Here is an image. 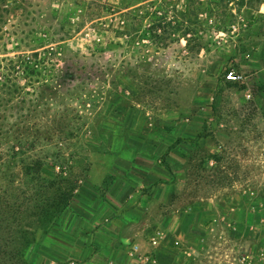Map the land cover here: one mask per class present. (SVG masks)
<instances>
[{
    "label": "rangeland",
    "instance_id": "rangeland-1",
    "mask_svg": "<svg viewBox=\"0 0 264 264\" xmlns=\"http://www.w3.org/2000/svg\"><path fill=\"white\" fill-rule=\"evenodd\" d=\"M33 51L7 86L59 90L40 104L4 83ZM53 118L52 141L21 127ZM1 160L0 264H89L92 232L157 211L189 215L194 258L261 255L264 0H0Z\"/></svg>",
    "mask_w": 264,
    "mask_h": 264
},
{
    "label": "crops",
    "instance_id": "crops-1",
    "mask_svg": "<svg viewBox=\"0 0 264 264\" xmlns=\"http://www.w3.org/2000/svg\"><path fill=\"white\" fill-rule=\"evenodd\" d=\"M249 94L247 97L251 98L252 94ZM146 217L140 223L131 218L121 221L119 225L115 222L112 226L101 228L95 234L92 232L93 244L91 248H86L89 264H239L238 261L221 258L197 259L194 254H201L207 248L191 242H182L180 245L177 240L184 237L180 230L187 229L186 226L190 224L186 213L164 216L161 211H157ZM152 219L154 223L157 222L154 228L151 227ZM130 225L134 226L132 237L128 236ZM196 232L201 233L202 230ZM129 245H137L138 252L129 254L126 251Z\"/></svg>",
    "mask_w": 264,
    "mask_h": 264
},
{
    "label": "trees",
    "instance_id": "trees-1",
    "mask_svg": "<svg viewBox=\"0 0 264 264\" xmlns=\"http://www.w3.org/2000/svg\"><path fill=\"white\" fill-rule=\"evenodd\" d=\"M45 61V58H42L39 54L38 51H33L29 54H25L23 56H18V59L16 60H10L9 64L7 65L6 69L9 72V74L5 77V79H7L6 81L4 80V83L12 84V82L17 81V77L20 73L24 74L27 77L33 76V75H40L39 73L42 70V64ZM2 78V76H1ZM58 78H62V76H58ZM31 81V80H30ZM115 81L110 82L111 86H113ZM13 85V84H12ZM29 86V85H27ZM44 87L46 86L43 85ZM6 88V94H8L11 97V94L14 95L15 93L19 92L20 94H25V97L22 98V103H28L31 101H37L39 102L38 104H40V102L42 100L44 101H48L50 94H48L49 91L53 92V93H59V90H53L50 87L47 88H43V89H32V91H24V89H20L18 86H16V89L11 88V86H7ZM29 96L31 99L28 100L27 96ZM85 100H87V103H90L92 101V99L90 97H86ZM42 102L41 104H45L46 102ZM40 119V118H39ZM56 121H60V119L57 118H53L52 120H46V122L38 121H26L24 122L21 127H27L25 131H34L35 133H38V137L41 138L42 134H48L49 136L45 138V140L47 141H52L54 138L58 137L59 134L61 133V129H62V122L60 121V123L56 122ZM21 124V123H20ZM93 129V126H87L85 131L87 133H91ZM30 158V157H29ZM32 163H34V167L30 169V173L31 174H40L41 173V169L43 166V162L41 161V159H39V157H36L35 159H32ZM0 165H5V162H0ZM41 178V175H39ZM57 177V176H56ZM37 181H41V179L39 178H34ZM32 183L35 187H30V189L33 192V199L35 201L39 200L41 198L42 195H40L42 188H41V183L39 182H33ZM6 203H8V200H6Z\"/></svg>",
    "mask_w": 264,
    "mask_h": 264
},
{
    "label": "built area",
    "instance_id": "built-area-1",
    "mask_svg": "<svg viewBox=\"0 0 264 264\" xmlns=\"http://www.w3.org/2000/svg\"><path fill=\"white\" fill-rule=\"evenodd\" d=\"M226 80L234 83V84H241L244 81V75L240 71H236L235 69H229L225 73ZM250 95V94H249ZM139 248L137 245H129L126 248V251L134 255L138 252ZM239 264H258V263H264V253L261 255H254L252 253L246 252L242 255H240V258L238 260ZM67 264H79V262L75 259H71L68 261Z\"/></svg>",
    "mask_w": 264,
    "mask_h": 264
}]
</instances>
